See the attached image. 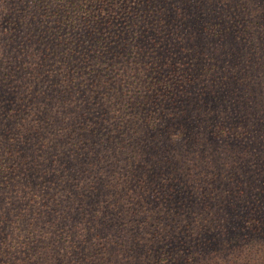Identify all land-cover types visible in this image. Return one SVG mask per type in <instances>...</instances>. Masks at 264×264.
Instances as JSON below:
<instances>
[{"label": "trees", "instance_id": "1", "mask_svg": "<svg viewBox=\"0 0 264 264\" xmlns=\"http://www.w3.org/2000/svg\"><path fill=\"white\" fill-rule=\"evenodd\" d=\"M0 264H264V0H0Z\"/></svg>", "mask_w": 264, "mask_h": 264}]
</instances>
